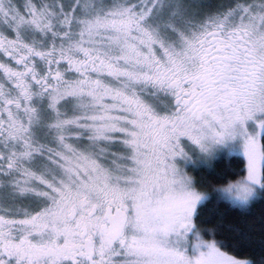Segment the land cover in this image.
I'll use <instances>...</instances> for the list:
<instances>
[{"label": "snow or ice", "instance_id": "1", "mask_svg": "<svg viewBox=\"0 0 264 264\" xmlns=\"http://www.w3.org/2000/svg\"><path fill=\"white\" fill-rule=\"evenodd\" d=\"M224 151L217 199L249 210L264 0H0V264H264L197 229L185 169Z\"/></svg>", "mask_w": 264, "mask_h": 264}, {"label": "trees", "instance_id": "2", "mask_svg": "<svg viewBox=\"0 0 264 264\" xmlns=\"http://www.w3.org/2000/svg\"><path fill=\"white\" fill-rule=\"evenodd\" d=\"M203 2L217 5L222 0ZM197 168L199 170L192 169L197 189L211 195L199 209L195 221L202 237L215 238L223 245L222 251L234 258L260 259L264 256V199L258 200L249 210H241L218 200L214 194L216 188L239 178L244 169L241 158L222 157L213 162L211 169L207 166Z\"/></svg>", "mask_w": 264, "mask_h": 264}, {"label": "rangeland", "instance_id": "3", "mask_svg": "<svg viewBox=\"0 0 264 264\" xmlns=\"http://www.w3.org/2000/svg\"><path fill=\"white\" fill-rule=\"evenodd\" d=\"M191 147H192V146H189L190 149H191ZM193 154H197V153H193ZM222 157H230V155H229L226 151H224V152L218 154V158H217L216 160H218V159H220V158H222ZM214 161H215V160H214ZM214 161L211 162V165L213 164ZM180 163H181V162H180ZM182 166H183V162H182ZM197 167H199V166H192V165H189V166L187 167V169H189V168H190V169H191V168L195 169V168H197ZM189 175H190V174H189ZM190 176H191V175H190ZM197 190H198V189H197ZM198 191H200V190H198ZM201 192H203V191H201ZM204 193H206V192H204ZM206 194H207V193H206ZM214 194H215L216 197H218V193L215 192ZM207 195H208L209 198H210L211 195H210V194H207ZM200 234H201V236H202V233H201V232H200ZM202 238L205 239L204 237H202ZM205 240H208V239H205ZM191 242H192V243H195V238H194V237L192 238ZM243 259H244V258H243Z\"/></svg>", "mask_w": 264, "mask_h": 264}, {"label": "flooded vegetation", "instance_id": "4", "mask_svg": "<svg viewBox=\"0 0 264 264\" xmlns=\"http://www.w3.org/2000/svg\"><path fill=\"white\" fill-rule=\"evenodd\" d=\"M181 166H182V162H181ZM187 171L188 174H190L192 176V169L189 168V170L186 168L185 169ZM193 177V176H192Z\"/></svg>", "mask_w": 264, "mask_h": 264}, {"label": "bare ground", "instance_id": "5", "mask_svg": "<svg viewBox=\"0 0 264 264\" xmlns=\"http://www.w3.org/2000/svg\"><path fill=\"white\" fill-rule=\"evenodd\" d=\"M191 169H193V168H191ZM195 169H198L199 170V168H195ZM205 169V168H204ZM189 170V169H188ZM195 171V170H194ZM194 176V175H193ZM194 178V177H193ZM213 189V188H212Z\"/></svg>", "mask_w": 264, "mask_h": 264}]
</instances>
